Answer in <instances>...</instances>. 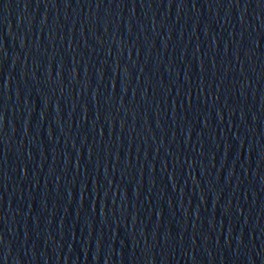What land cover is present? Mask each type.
<instances>
[{
  "label": "water",
  "instance_id": "95a60500",
  "mask_svg": "<svg viewBox=\"0 0 264 264\" xmlns=\"http://www.w3.org/2000/svg\"><path fill=\"white\" fill-rule=\"evenodd\" d=\"M0 264H264V0H0Z\"/></svg>",
  "mask_w": 264,
  "mask_h": 264
}]
</instances>
